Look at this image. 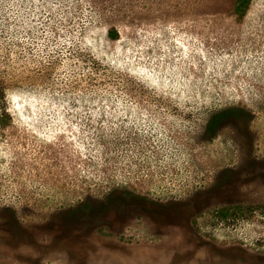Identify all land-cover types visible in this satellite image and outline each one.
I'll list each match as a JSON object with an SVG mask.
<instances>
[{
	"label": "rangeland",
	"instance_id": "1",
	"mask_svg": "<svg viewBox=\"0 0 264 264\" xmlns=\"http://www.w3.org/2000/svg\"><path fill=\"white\" fill-rule=\"evenodd\" d=\"M233 1L130 0L110 39L0 0V264H264V0Z\"/></svg>",
	"mask_w": 264,
	"mask_h": 264
},
{
	"label": "trees",
	"instance_id": "2",
	"mask_svg": "<svg viewBox=\"0 0 264 264\" xmlns=\"http://www.w3.org/2000/svg\"><path fill=\"white\" fill-rule=\"evenodd\" d=\"M130 0H87L90 4V8L93 10L96 17L104 24L107 28V36L110 39H116L119 36V29L117 23L121 19V15L125 12H131V7H129ZM251 0H234L233 1V11L238 16H243ZM121 14V15H120ZM0 101H5L4 91L1 86L0 81ZM3 116L6 111L2 112ZM229 114H233L239 120H245L249 117L250 113L241 107L233 106L226 107L224 109L213 112L205 124V132L211 135L215 128L221 123V120L225 119Z\"/></svg>",
	"mask_w": 264,
	"mask_h": 264
}]
</instances>
